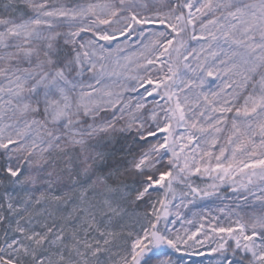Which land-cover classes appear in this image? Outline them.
Segmentation results:
<instances>
[{"label":"snow or ice","instance_id":"snow-or-ice-1","mask_svg":"<svg viewBox=\"0 0 264 264\" xmlns=\"http://www.w3.org/2000/svg\"><path fill=\"white\" fill-rule=\"evenodd\" d=\"M192 256L264 264V0H0V264Z\"/></svg>","mask_w":264,"mask_h":264},{"label":"rangeland","instance_id":"rangeland-1","mask_svg":"<svg viewBox=\"0 0 264 264\" xmlns=\"http://www.w3.org/2000/svg\"><path fill=\"white\" fill-rule=\"evenodd\" d=\"M119 39L122 40L123 37H120ZM140 91L142 92L143 89H140ZM228 196L231 197V192H228ZM229 203H231V199H225L223 201H220V200H216L215 198H211V199H207V200L201 201V207L204 210H208V209L213 210V215H216L215 209H216V207L218 205L219 206H223L224 204H229ZM203 251L206 252L207 249H204ZM196 257L202 258L201 261H203L204 263H206L207 259H208L207 256H203V257H201V256L184 257V259L187 262V264H190V262H192Z\"/></svg>","mask_w":264,"mask_h":264},{"label":"trees","instance_id":"trees-1","mask_svg":"<svg viewBox=\"0 0 264 264\" xmlns=\"http://www.w3.org/2000/svg\"><path fill=\"white\" fill-rule=\"evenodd\" d=\"M201 260H202V258L196 257L192 262H190V264H200ZM204 264H206V263H204Z\"/></svg>","mask_w":264,"mask_h":264}]
</instances>
